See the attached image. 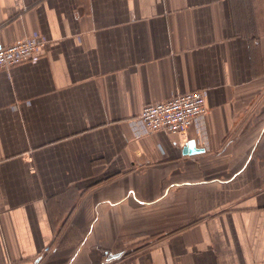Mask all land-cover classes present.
I'll list each match as a JSON object with an SVG mask.
<instances>
[{"label": "crops", "instance_id": "crops-1", "mask_svg": "<svg viewBox=\"0 0 264 264\" xmlns=\"http://www.w3.org/2000/svg\"><path fill=\"white\" fill-rule=\"evenodd\" d=\"M34 33L0 70V264H264V0H0V47ZM195 89L205 147L133 137Z\"/></svg>", "mask_w": 264, "mask_h": 264}, {"label": "built area", "instance_id": "built-area-1", "mask_svg": "<svg viewBox=\"0 0 264 264\" xmlns=\"http://www.w3.org/2000/svg\"><path fill=\"white\" fill-rule=\"evenodd\" d=\"M45 38L34 33L21 40L0 47V70L12 66L34 62L46 44ZM205 90H190L176 93L173 96L144 104L138 116L129 121L134 138L165 131L168 134H179L188 128L195 129L196 139L201 144H207L205 126L206 105Z\"/></svg>", "mask_w": 264, "mask_h": 264}, {"label": "water", "instance_id": "water-1", "mask_svg": "<svg viewBox=\"0 0 264 264\" xmlns=\"http://www.w3.org/2000/svg\"><path fill=\"white\" fill-rule=\"evenodd\" d=\"M196 148H195V144H194V141H190L189 143H188V145L186 146V148H184V151H187V150H189V151H196V152H201L202 151V149H198V150H195Z\"/></svg>", "mask_w": 264, "mask_h": 264}]
</instances>
